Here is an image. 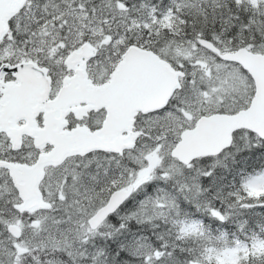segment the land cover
<instances>
[{
    "label": "snow or ice",
    "instance_id": "obj_1",
    "mask_svg": "<svg viewBox=\"0 0 264 264\" xmlns=\"http://www.w3.org/2000/svg\"><path fill=\"white\" fill-rule=\"evenodd\" d=\"M0 264H264V0H0Z\"/></svg>",
    "mask_w": 264,
    "mask_h": 264
}]
</instances>
